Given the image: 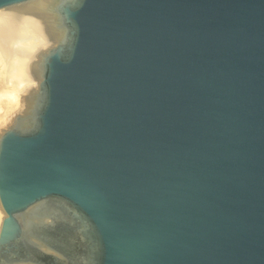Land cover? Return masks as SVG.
I'll list each match as a JSON object with an SVG mask.
<instances>
[{"label":"water","instance_id":"water-1","mask_svg":"<svg viewBox=\"0 0 264 264\" xmlns=\"http://www.w3.org/2000/svg\"><path fill=\"white\" fill-rule=\"evenodd\" d=\"M0 264H264V0H0Z\"/></svg>","mask_w":264,"mask_h":264},{"label":"bare ground","instance_id":"bare-ground-1","mask_svg":"<svg viewBox=\"0 0 264 264\" xmlns=\"http://www.w3.org/2000/svg\"><path fill=\"white\" fill-rule=\"evenodd\" d=\"M21 94V89L8 81L7 58L0 47V124L20 108Z\"/></svg>","mask_w":264,"mask_h":264}]
</instances>
